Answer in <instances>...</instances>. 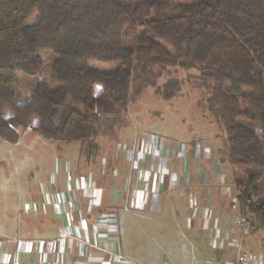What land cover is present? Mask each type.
Masks as SVG:
<instances>
[{"label": "trees", "instance_id": "1", "mask_svg": "<svg viewBox=\"0 0 264 264\" xmlns=\"http://www.w3.org/2000/svg\"><path fill=\"white\" fill-rule=\"evenodd\" d=\"M127 28L139 32L133 46ZM179 71L224 133L239 219L264 227V0H0L2 140L16 142L17 128L36 118L44 139L78 142L90 157L96 136L113 134L149 89L177 97Z\"/></svg>", "mask_w": 264, "mask_h": 264}, {"label": "crops", "instance_id": "2", "mask_svg": "<svg viewBox=\"0 0 264 264\" xmlns=\"http://www.w3.org/2000/svg\"><path fill=\"white\" fill-rule=\"evenodd\" d=\"M222 137L200 159L191 150L190 162L176 144L158 149L139 139L101 159L97 136L90 157L66 142L74 165L37 180L11 211L12 233L0 224V264H233L239 250L246 264H264V227L242 233L237 225ZM164 152L182 156V167L162 163Z\"/></svg>", "mask_w": 264, "mask_h": 264}, {"label": "rangeland", "instance_id": "3", "mask_svg": "<svg viewBox=\"0 0 264 264\" xmlns=\"http://www.w3.org/2000/svg\"><path fill=\"white\" fill-rule=\"evenodd\" d=\"M133 31H135L133 28H127L124 33L123 41L127 46L134 45L135 36L139 33L135 31V35ZM42 57L45 60L47 71L50 60L47 58V53H43ZM91 65L103 71H110L114 67L112 64H101L94 61ZM186 75L185 71H179L174 75L184 80L177 97L163 100L153 92V89H149L145 96L122 116L112 135H97L96 140L100 145L101 159L110 155V152L111 154L114 151L120 152L126 147L131 149L139 139L147 141V144L155 145V148L159 145L161 149L176 144V149L187 151V156L185 154L184 156L188 162L193 160V156L191 157L189 153L191 150L200 152L197 153L200 159L205 148L213 150L214 147L220 146L219 138L225 137L224 133L219 131L214 122H211V118L209 119L197 107L196 101L201 91L192 87V84L186 80ZM38 79L47 81L48 73L39 76ZM26 89L22 82L15 88L20 95L18 104L27 102L29 92ZM99 91L100 87L96 86L95 94ZM36 125L37 119L32 118L26 128L18 127L19 138L16 142L0 139V224H3L2 232L7 230V233H12L14 231L9 224L11 211L20 207L23 201L34 195L38 179L41 180L46 173L56 171L57 168L61 169L59 173L63 172L64 165L66 167L74 165L71 156L73 143L63 141L47 143L35 130ZM218 134L219 138L216 137ZM125 139H128L129 146H124ZM163 154V158L160 156L161 162L167 167H182L184 160L182 156L170 159L165 152ZM62 174L66 175V172ZM259 191L260 194L264 193V180L259 184ZM243 227L245 228L241 232L245 233L247 224L245 223Z\"/></svg>", "mask_w": 264, "mask_h": 264}, {"label": "built area", "instance_id": "4", "mask_svg": "<svg viewBox=\"0 0 264 264\" xmlns=\"http://www.w3.org/2000/svg\"><path fill=\"white\" fill-rule=\"evenodd\" d=\"M245 223L246 222L244 219H238L237 220V225L239 227H241V230H243V228H245V227H243ZM248 259H249L248 253L245 251L239 250L237 252L235 258H234L233 264H246ZM210 264H219V263L218 262H212Z\"/></svg>", "mask_w": 264, "mask_h": 264}]
</instances>
